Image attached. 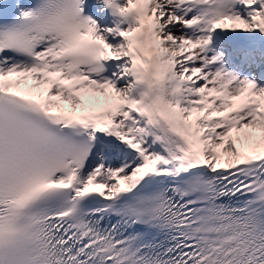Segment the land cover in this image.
Masks as SVG:
<instances>
[{
	"label": "snow or ice",
	"instance_id": "snow-or-ice-1",
	"mask_svg": "<svg viewBox=\"0 0 264 264\" xmlns=\"http://www.w3.org/2000/svg\"><path fill=\"white\" fill-rule=\"evenodd\" d=\"M0 264H264V0H0Z\"/></svg>",
	"mask_w": 264,
	"mask_h": 264
}]
</instances>
